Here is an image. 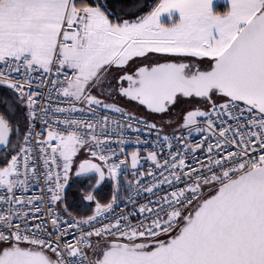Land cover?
<instances>
[{
    "label": "snow or ice",
    "instance_id": "1",
    "mask_svg": "<svg viewBox=\"0 0 264 264\" xmlns=\"http://www.w3.org/2000/svg\"><path fill=\"white\" fill-rule=\"evenodd\" d=\"M0 264H264V0H0Z\"/></svg>",
    "mask_w": 264,
    "mask_h": 264
}]
</instances>
